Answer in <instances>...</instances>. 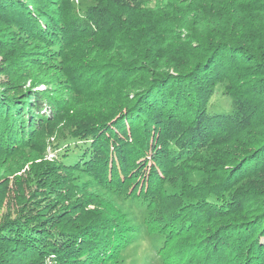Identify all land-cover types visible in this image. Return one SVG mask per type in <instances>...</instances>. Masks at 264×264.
Instances as JSON below:
<instances>
[{
	"label": "trees",
	"instance_id": "1",
	"mask_svg": "<svg viewBox=\"0 0 264 264\" xmlns=\"http://www.w3.org/2000/svg\"><path fill=\"white\" fill-rule=\"evenodd\" d=\"M89 1L79 14L74 0H0V29L13 35L0 49L21 45L32 63L61 59L71 98L99 95L105 76L88 62L97 61L91 42L143 27L148 60L140 75L117 72L133 75L131 98L123 91L70 125L59 96L36 89L39 72H28L37 67L0 85V264H120L141 232L160 264H264V0H171L168 21L190 33L186 42L158 41L157 24L140 25L149 0ZM221 84L232 100L225 113L209 110ZM50 138L59 167L95 187L69 206L86 221L24 212V191L2 215L12 162L27 163V151L43 158Z\"/></svg>",
	"mask_w": 264,
	"mask_h": 264
},
{
	"label": "rangeland",
	"instance_id": "2",
	"mask_svg": "<svg viewBox=\"0 0 264 264\" xmlns=\"http://www.w3.org/2000/svg\"><path fill=\"white\" fill-rule=\"evenodd\" d=\"M170 1L171 0H149L144 5V8L147 10L146 12H152L153 14H139L141 18L139 17L140 19H138V21H141V26H145L146 24H157L156 35L158 36V41L175 38L180 42H186L190 33L182 27L173 28L174 26H171V21H168L171 20L170 17L171 14H173L169 12L170 6L171 8L173 6ZM172 1L173 3H175L174 1L180 2V0ZM74 2L75 5H77L79 14H81V10L85 6L90 4L89 0H74ZM257 17L260 18V20L258 19L259 24H257L260 32H262L264 26L261 21L263 20L264 22V15H257ZM134 18V20H137V16ZM146 26L148 27V25ZM143 31L144 28L142 27L135 31L134 34H131V31H129L122 37H113V35H110L106 39H103V41H107L108 43L111 42L110 46H106L103 41L89 43L94 46V48H98L96 55L94 54L93 57L96 56L97 61H100V63L97 61L88 62L89 64L93 63L101 66L100 69H95V73H98L100 76H105L104 78L102 77L103 80H97L98 87L96 90H98L97 93L99 92V95L97 94V96L90 97L89 99L71 98L67 95L68 88L66 85L68 86V83H66L64 79L61 81V77L63 78L60 72L61 69L59 63L61 59H57L56 56H53L47 60L44 59L40 64L32 63V60L36 59V57L25 56L23 50L19 49L21 45L18 44H15V48L1 45V48L4 47V49H0V85L8 83L10 79L20 78L18 74L23 75L22 77L31 76L26 74L27 72L25 70L27 69V66L32 65L33 67H37L33 68L28 73L37 76V71L39 72V76L36 78L38 81H42V84L36 89H47L50 93L59 96L62 108H64L63 118L65 119L63 120L62 118L60 121L63 123L67 121V124L70 125L72 122L75 124L79 120H87L93 116L102 114L104 110H106L105 108L107 105L105 104L107 102L111 104L119 102L123 91L129 96V98H131L136 92L137 89H132L130 85L133 80V75H135V73L140 75L142 72L140 73L139 70H143L140 68L148 66V60L145 59L144 62L143 59L147 56L143 53V46L139 43V41H142ZM12 37L13 35L9 34L6 29H0L1 40L7 41ZM139 37L141 38L138 39ZM27 49H30V47H24V51L27 52ZM155 54L157 55V53H150V58L154 61ZM161 56L162 55L158 54L157 59ZM16 58H20L21 63L27 65L23 66L20 64V66H18L17 63L15 64ZM259 63L264 66V57ZM128 67H135V69H133L132 77H129L128 75L123 77L122 80H117L120 78L118 77L119 75L117 72L125 70ZM90 74L91 73H88L87 75ZM113 75H115V77H112ZM112 78L116 79L115 82H108L109 84L101 83V80L102 82H105L104 80H112ZM99 89L102 90L99 91ZM224 91V84L215 88L213 96L209 102V110L219 113H225L232 110V100L228 95L224 94L226 92ZM109 103L108 105H110ZM61 125L62 124H60V126ZM66 128L67 127L64 129ZM48 144L43 158L38 159V154L33 153V151L28 153L29 151H27V163H20L17 161L12 162L13 168L7 174L8 176H5V179L8 180V192L1 204L3 210L2 215L5 214L7 209L10 210L9 214L13 211L12 205L14 206L15 194L24 191V194L26 195L25 197L29 198L26 199L24 197V203L28 204L25 205L26 207L23 206L24 212L28 211V213H31V210H34V208L41 209L43 210L45 217L50 218L48 219L50 220L49 224L55 223L61 225V223L68 220L70 215H72V217L75 216L78 220L81 219L80 222H84L86 221L85 214L78 213L77 215L69 209V206L74 204V202L78 203L81 197L95 192V187L91 183H88L86 178L76 174L70 175L62 170L59 167L60 165H58L60 163L56 159L59 150H54L56 145L54 139L50 138ZM256 182L261 184L263 179H257ZM245 188H247V186ZM97 194L101 195L100 192ZM104 199L109 201L110 198L104 197ZM112 203H114V201ZM114 204L117 207L116 203ZM132 208L135 216L137 215L138 218H140V213L135 207ZM14 215L15 214H12L11 216L13 217ZM154 248L155 245L151 238L141 232L134 244L123 252L120 264H160ZM47 264H49L48 261Z\"/></svg>",
	"mask_w": 264,
	"mask_h": 264
}]
</instances>
